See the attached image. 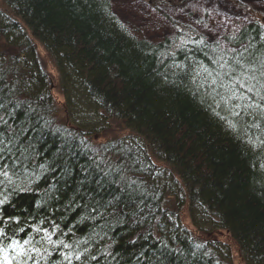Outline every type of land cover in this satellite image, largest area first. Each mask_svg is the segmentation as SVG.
<instances>
[{
    "label": "trees",
    "instance_id": "1",
    "mask_svg": "<svg viewBox=\"0 0 264 264\" xmlns=\"http://www.w3.org/2000/svg\"><path fill=\"white\" fill-rule=\"evenodd\" d=\"M2 1L5 245L28 240L29 255L52 253L40 264H69L68 254L71 264H230L219 259L230 256L223 230L242 264H264V24L248 20L215 41L179 32L152 46L105 0ZM34 42L56 70L69 119L95 114L103 130L111 116L137 142L89 148L81 133H92L65 126ZM237 61L258 68L259 95L233 97ZM163 204L184 205L178 215ZM197 209L221 221L200 223Z\"/></svg>",
    "mask_w": 264,
    "mask_h": 264
},
{
    "label": "rangeland",
    "instance_id": "2",
    "mask_svg": "<svg viewBox=\"0 0 264 264\" xmlns=\"http://www.w3.org/2000/svg\"><path fill=\"white\" fill-rule=\"evenodd\" d=\"M235 1L249 14L233 10V7L236 6ZM109 4L111 13L130 34L154 43L172 36L174 28L184 30L186 33L195 30V33L213 39L215 36L231 33L234 25H241L251 19L264 24V0H110ZM2 6L3 1L0 0V10H3ZM34 43L42 69L52 84L51 96L60 110V116L68 120L64 99L56 89V70L42 47L38 43ZM125 132L126 130L119 123L109 120L103 130L98 129L92 133L90 140L102 142L109 137L131 139V136ZM98 134H101V138H98ZM93 136L96 137L92 138ZM136 142L137 140L134 141V143ZM159 164L162 163L159 162ZM185 209H187L186 205ZM186 216L185 213L182 214V224L194 232L195 238L206 241L203 240V237H197L199 232L191 225ZM205 234L209 237L208 241L211 239L217 241L212 231ZM218 238L219 242L226 244L230 250L229 257L220 255L219 259L227 258L230 264H242L238 250L231 245L230 239L225 235H219ZM222 262L228 263L226 260H222Z\"/></svg>",
    "mask_w": 264,
    "mask_h": 264
},
{
    "label": "bare ground",
    "instance_id": "3",
    "mask_svg": "<svg viewBox=\"0 0 264 264\" xmlns=\"http://www.w3.org/2000/svg\"><path fill=\"white\" fill-rule=\"evenodd\" d=\"M105 1L110 3V0H105ZM163 39L160 40V42H162ZM147 42L150 45H152V46L154 45V42H151V41H147ZM207 60H209V58H207ZM255 69L258 70V68H255ZM213 73H214V76L220 81L225 78L224 74L222 72L218 71V70H215ZM255 75H256L257 79L254 80V81H249V83L254 84V85L257 84L259 73L256 72ZM233 86H234L235 89L238 88V85H235L234 83H233ZM241 91H243V90H241ZM103 119L106 120V121H109L111 119V116H108V118H104L103 117ZM75 120H76L75 122H76L77 125L82 127L84 130L88 131L89 133H94L95 131H97V129L100 127V122L99 121H102L101 118H99V120H98V118H97V116L95 114L89 115L88 118H86V120H83L80 117H76ZM140 128L143 129L145 127L141 126ZM81 134H82L81 138H83L89 144V145H87V147H89V148H94L93 145L97 146V145H99L101 143V142H97V141L94 142L92 140H89V138L86 135H83V133H81ZM94 137H96V136H93L92 138H94ZM132 142L133 141L131 139H119V140L116 141L117 144L118 143H123V144L130 143L131 145L134 143V142L133 143ZM159 150H160V148H159ZM175 180H176L175 182H176V186H177L178 189L184 188V184L182 183L181 179L176 178ZM32 185H33L32 187L37 186L35 183H33ZM22 187L24 188L25 185L22 184ZM157 196H159V195H157ZM186 203H189V202L186 201ZM183 205H174V206L172 205L171 206L170 204H167V205L163 204L162 211H166L169 214H170L171 211H174V212H178V215H180L182 210H183ZM196 208H197L196 205H194L193 209L196 210ZM199 210L197 209V211L194 214L198 217V221L200 223L205 224V223H208V222H220L221 221V220L217 219L216 216L215 217L212 216L213 214H212L211 211L203 209V210H200L201 212H199ZM220 218L222 219V217H220ZM218 231L222 235L226 234V232L223 231V230H218ZM19 234L20 233H18L17 235L20 236ZM225 236L230 239L232 246H235L236 248H238L237 243L230 237V235L226 234ZM219 245H222V243L219 244ZM4 246L7 247V245H5V243H4ZM12 255L15 256V253H12ZM54 256H57V254H53V257ZM50 257H52V253H48V254L47 253H45V254H43V253H35V254H33L32 253L31 255L28 254L27 256H23V257H20V258L16 259L14 261V264H40L42 262V258L48 260ZM216 264H219V263H216Z\"/></svg>",
    "mask_w": 264,
    "mask_h": 264
},
{
    "label": "snow or ice",
    "instance_id": "4",
    "mask_svg": "<svg viewBox=\"0 0 264 264\" xmlns=\"http://www.w3.org/2000/svg\"><path fill=\"white\" fill-rule=\"evenodd\" d=\"M237 65L240 68V76L236 79H234L233 83L235 85H238V88H236L233 91V97L236 96L237 92H239V97L241 99L250 98L248 97V94H255L259 95V92L255 90V85L249 83V81H254L257 79L255 73L257 69L254 67H246L244 64L237 61ZM223 67V65H221ZM235 70H233L234 72ZM260 75L264 76V66H262L260 70ZM243 90V91H241ZM261 100H264V97H261ZM253 105L249 104L245 107H252ZM237 107H240L239 105ZM234 115H239V112L233 113ZM5 200H0V205L4 204ZM6 236L4 229L0 228V264H14V261L20 257L27 256L28 250H26L25 245L29 244L28 240H25L23 244H20L16 240H11L7 247L4 246V238ZM46 238L51 240V235L46 233ZM65 248L68 247V245H64ZM30 251L36 252L37 249L33 248ZM12 253H15V256L12 255ZM73 257L71 254L65 255V259L69 260V264H71V259ZM80 255L76 254L74 256V259L80 260Z\"/></svg>",
    "mask_w": 264,
    "mask_h": 264
}]
</instances>
